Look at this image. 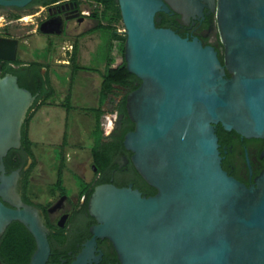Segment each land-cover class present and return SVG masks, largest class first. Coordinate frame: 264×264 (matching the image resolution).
Here are the masks:
<instances>
[{"label":"water","instance_id":"water-1","mask_svg":"<svg viewBox=\"0 0 264 264\" xmlns=\"http://www.w3.org/2000/svg\"><path fill=\"white\" fill-rule=\"evenodd\" d=\"M117 4L125 65L140 84L104 134L121 145L87 195L90 242L109 239L120 264H264V170L250 185L230 176L215 133L220 124L264 137V0ZM34 99L15 76L0 78V233L22 224L36 242L30 264H44L47 228L18 190L32 158L9 173L3 162Z\"/></svg>","mask_w":264,"mask_h":264},{"label":"flooded vegetation","instance_id":"flooded-vegetation-1","mask_svg":"<svg viewBox=\"0 0 264 264\" xmlns=\"http://www.w3.org/2000/svg\"><path fill=\"white\" fill-rule=\"evenodd\" d=\"M104 11V5L95 0H30L23 6L0 5V78L15 76L19 86L35 95L33 104L38 108L46 104L53 94L46 97L44 92L56 89L58 80H62L61 73H68L65 84L69 88L75 68V74L88 72L89 65L82 60L87 47L85 39L92 36L96 41L94 54L104 26L110 25L103 18ZM115 52L114 43L112 53L116 56ZM115 61L112 67L120 63ZM218 125L215 133L222 168L238 181L252 184L253 178L264 170V159L260 156L264 137H243L223 128L224 132L219 135ZM113 128L114 125L111 131ZM106 137L108 141L113 140ZM90 169L93 177L77 175L78 180L63 190L50 186L47 197L39 201L26 194L28 184L24 188L22 178L18 181L21 201L39 211L47 228L49 253L44 264H73L79 255L85 257L83 264H120L109 239L95 237L90 242L89 224L97 222L87 210L84 190H90L100 177L92 164ZM35 250V239L24 226L8 225L0 233V264H30Z\"/></svg>","mask_w":264,"mask_h":264},{"label":"rangeland","instance_id":"rangeland-1","mask_svg":"<svg viewBox=\"0 0 264 264\" xmlns=\"http://www.w3.org/2000/svg\"><path fill=\"white\" fill-rule=\"evenodd\" d=\"M116 29L123 30L121 21L117 23ZM109 38V31L103 29L94 54L92 49L96 41L92 36L85 39L87 47L82 60L89 66L96 67L97 72L88 71L72 75L69 88L65 84L68 73H61L62 80H58L53 96L46 104L31 112L28 134L32 142L35 166L29 174L26 194L36 201L45 199L50 186L55 185L61 162L62 188L70 187L74 180H78L77 175L84 178L94 176L90 167L92 149L98 134L95 131L92 110L97 106L102 80L100 72L104 70L110 55ZM116 58L115 64L121 61L118 56ZM60 81L62 84H59ZM124 92L123 88L115 87L110 95L114 101L107 100L102 106L104 114L101 119L104 115H114L111 111L113 105ZM110 130L106 129V133Z\"/></svg>","mask_w":264,"mask_h":264},{"label":"trees","instance_id":"trees-1","mask_svg":"<svg viewBox=\"0 0 264 264\" xmlns=\"http://www.w3.org/2000/svg\"><path fill=\"white\" fill-rule=\"evenodd\" d=\"M95 1H99L104 5L105 11L103 18L105 21L108 22V24H110L104 26V29H106L107 32L109 31L110 34V55L106 60L104 70L100 72L102 80L98 91L97 106L92 110L94 112V127L96 133L98 134V137L96 139V144L92 149L91 164L96 168L95 174L100 173L101 175L102 172L111 164L114 155L120 149L121 145L119 138L112 137L113 140L108 141L106 140L108 138L103 134V130L100 124L101 116L104 114L102 106L106 103L107 100H109L110 102L114 101L110 98V95L113 93L115 87L123 88L125 90L124 94L114 103L113 108L111 110L112 112H117L118 106L123 100H125L126 94L137 88L140 84V80L127 70L123 57L125 35L117 33L116 27L113 26V24H117L121 21L117 0ZM114 43L117 47L116 56H118L121 60L116 67H112L116 58V56L112 53ZM73 61H75V56L73 58ZM75 69L73 75L75 74ZM87 70L96 71V69L91 66L87 67ZM44 93L46 94L45 96L48 97L53 94V91ZM37 108L38 106L33 104L27 113V117L21 129L20 147L17 149H10L7 155L3 158L4 166L7 173H9L11 170L24 166L27 159L29 157L32 158V163L28 170L21 172V176L23 179L22 185L24 188L28 184L29 174L35 166V157L32 150V142L28 134V123L31 118V112ZM223 132L224 130L222 129V127L218 125L217 134L221 135ZM61 168L62 162L58 167L57 181L55 182V186L56 188L63 190V188L61 187ZM97 182L98 180L96 181V183ZM90 190L85 189L84 192L88 195V192ZM9 227L22 228L23 225L17 221H13L11 222V224H9Z\"/></svg>","mask_w":264,"mask_h":264},{"label":"built area","instance_id":"built-area-1","mask_svg":"<svg viewBox=\"0 0 264 264\" xmlns=\"http://www.w3.org/2000/svg\"><path fill=\"white\" fill-rule=\"evenodd\" d=\"M117 30V33L119 34H124L123 31H124V28L123 30L121 31L120 29H116ZM116 119V114L114 112V115L112 116H107V115H104L103 119L100 120V124H101V128L103 130V134H106V126H107V123H108V120H111L112 122V127L114 125V121ZM110 132V131H109ZM108 133V132H107Z\"/></svg>","mask_w":264,"mask_h":264},{"label":"bare ground","instance_id":"bare-ground-1","mask_svg":"<svg viewBox=\"0 0 264 264\" xmlns=\"http://www.w3.org/2000/svg\"><path fill=\"white\" fill-rule=\"evenodd\" d=\"M111 127H112V122H111V120H108V123H107V126H106V129H111ZM111 131V130H110Z\"/></svg>","mask_w":264,"mask_h":264},{"label":"crops","instance_id":"crops-1","mask_svg":"<svg viewBox=\"0 0 264 264\" xmlns=\"http://www.w3.org/2000/svg\"><path fill=\"white\" fill-rule=\"evenodd\" d=\"M30 133V132H29Z\"/></svg>","mask_w":264,"mask_h":264}]
</instances>
